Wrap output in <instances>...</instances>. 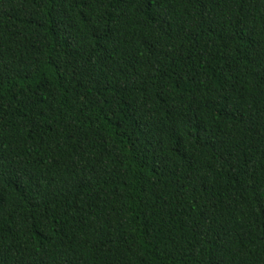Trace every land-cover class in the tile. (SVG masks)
Instances as JSON below:
<instances>
[{
  "label": "trees",
  "instance_id": "obj_1",
  "mask_svg": "<svg viewBox=\"0 0 264 264\" xmlns=\"http://www.w3.org/2000/svg\"><path fill=\"white\" fill-rule=\"evenodd\" d=\"M0 264H264V0H0Z\"/></svg>",
  "mask_w": 264,
  "mask_h": 264
}]
</instances>
